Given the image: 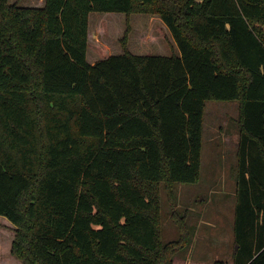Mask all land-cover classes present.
I'll return each instance as SVG.
<instances>
[{
  "label": "trees",
  "instance_id": "16d2710c",
  "mask_svg": "<svg viewBox=\"0 0 264 264\" xmlns=\"http://www.w3.org/2000/svg\"><path fill=\"white\" fill-rule=\"evenodd\" d=\"M123 12L91 62L90 14ZM133 13L178 51L134 53ZM239 104L234 264H264V0H0V215L24 264H173L161 190L201 179L207 101ZM226 264L225 261H216Z\"/></svg>",
  "mask_w": 264,
  "mask_h": 264
},
{
  "label": "rangeland",
  "instance_id": "374dc122",
  "mask_svg": "<svg viewBox=\"0 0 264 264\" xmlns=\"http://www.w3.org/2000/svg\"><path fill=\"white\" fill-rule=\"evenodd\" d=\"M44 0H10L20 5L39 6ZM152 17L151 21L150 18ZM126 13L123 12H99L93 11L90 14V52L98 50L102 56L108 53H122L123 49L120 38L127 27ZM132 33L129 40L130 49L134 53L165 54L170 55L173 50L163 29L155 19L158 16L150 14L133 13L130 17ZM170 38L173 36L169 33ZM174 40V39H173ZM146 42L147 49L143 48ZM149 44V45H148ZM163 44L166 49L158 52L156 47ZM94 55V54H93ZM89 53L91 61L93 56ZM236 106V112L223 113L221 107L228 106L232 110ZM214 106L222 111L215 112ZM238 116V103L234 101H207L204 114L203 140H202V163L201 179L198 183L183 184L177 183L171 197L166 189L161 190V214L162 230L164 240L177 239L178 228L173 220L175 210L182 215L187 214L188 222L192 228V241L187 249L181 250L173 264H217L216 261H225L226 264H233L234 236L233 227L235 221V180L230 177L225 179L210 178L209 172L223 167V146L213 147L211 143L213 129L220 131V125L224 129L232 130L238 128L235 115ZM225 118V121H222ZM219 119V121H218ZM212 137V138H211ZM212 144V145H211ZM226 155V154H225ZM229 162L235 160L236 152L228 154ZM220 172V170L218 169ZM15 236V225L5 216L0 215V264H24L11 253V244ZM12 256V257H11ZM14 257V258H13ZM16 258V259H15Z\"/></svg>",
  "mask_w": 264,
  "mask_h": 264
},
{
  "label": "crops",
  "instance_id": "0c3cea01",
  "mask_svg": "<svg viewBox=\"0 0 264 264\" xmlns=\"http://www.w3.org/2000/svg\"><path fill=\"white\" fill-rule=\"evenodd\" d=\"M152 17L150 18L149 21H151ZM158 23H160V27L163 29L164 33H165V36L168 37L169 39V42H170V46L172 48V50H175V51H178V47L176 45V42L175 40H173V38H170L169 36V30L166 26V24L161 20V18L158 17V20L155 19ZM90 26H91V22H90ZM90 28H89V39L91 41V32H90ZM143 48L144 49H147L149 46H147L146 42H144L143 44ZM149 45V44H148ZM158 49V52H160L161 50H165L166 47L163 45V44H159L158 47H156ZM90 47L88 49V55L89 53H91L93 56V59L91 60V62H95L97 61L98 59L104 57L102 56V53L98 52L99 49L97 50H93V52H90ZM111 53H108L107 55H109ZM106 55V56H107ZM89 59V58H88ZM90 61V60H89ZM236 102V101H234ZM238 103V102H237ZM206 108V107H205ZM228 106L225 107H221V110L220 108H217L214 106V110L215 112H220L222 111L223 113L225 112V114L227 113H231L233 114L234 113V110L236 112V106L233 105L232 107V110H227ZM235 120L237 121V125H238V118H239V104H238V116L237 114L235 115ZM226 119L225 118H222V121H225ZM219 121V119H218ZM219 124V123H218ZM218 124H216L214 126V129H213V133H212V141L211 143L213 144V147H218V146H223L225 147L226 149H223L224 151H222V153L224 154L223 155V159H224V162H223V165L224 167L226 168L224 171L222 169H224L223 167H218L217 164H215V167L217 168V170L214 172H209V176L210 178L214 175V177L218 178V179H225L227 177H230L232 180L234 179L235 180V186L237 185L238 183V178H237V164H238V157H237V154H238V145H239V141H240V133H239V129L238 128H233L232 130H229L228 128L227 129H224L223 126L224 125H220L219 127L220 128V131H222L223 133L222 134H219L218 131L219 130H215L217 127H218ZM211 137V138H212ZM211 144V145H212ZM233 152H236V158L235 160H231L229 162V158H228V154H233ZM226 154V155H225ZM218 169L220 170V172L218 171ZM233 180V182H234ZM235 201L237 203V195L235 196ZM236 203H235V207H236ZM7 218V217H6ZM8 219V218H7ZM9 220V219H8ZM10 221V220H9ZM11 222V221H10ZM12 223V222H11ZM234 224H235V221H234ZM234 228V227H233ZM233 236H234V229H233ZM13 242V241H12ZM12 245V244H11ZM12 247V246H11ZM11 251V250H10ZM11 253V252H10ZM10 255H13L12 253ZM233 255V254H232ZM12 257V256H11ZM14 257H16L14 255ZM13 257V258H14ZM16 259V258H15ZM18 259V258H17ZM20 260V259H18ZM21 261V260H20ZM232 262H233V257H232ZM234 264V263H233Z\"/></svg>",
  "mask_w": 264,
  "mask_h": 264
}]
</instances>
